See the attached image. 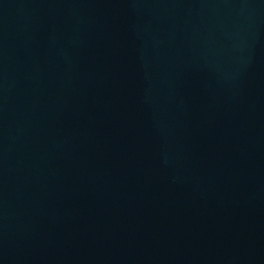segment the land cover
Segmentation results:
<instances>
[{"label":"water","instance_id":"obj_1","mask_svg":"<svg viewBox=\"0 0 264 264\" xmlns=\"http://www.w3.org/2000/svg\"><path fill=\"white\" fill-rule=\"evenodd\" d=\"M0 264H264V0H0Z\"/></svg>","mask_w":264,"mask_h":264}]
</instances>
